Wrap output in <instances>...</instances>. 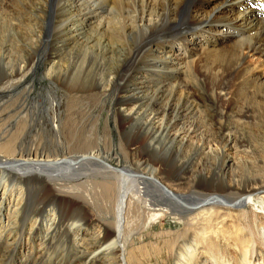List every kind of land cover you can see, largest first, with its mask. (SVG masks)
<instances>
[{
  "label": "bare ground",
  "instance_id": "bare-ground-1",
  "mask_svg": "<svg viewBox=\"0 0 264 264\" xmlns=\"http://www.w3.org/2000/svg\"><path fill=\"white\" fill-rule=\"evenodd\" d=\"M39 1L16 0L21 10ZM5 3L7 0H0V19L5 35L12 40H5V35L0 39V64H4L0 65V93L19 84L13 76L21 71L16 64L8 65L10 51L6 50H21L20 26L9 23ZM45 4L48 10L43 14L49 22L45 34L58 5L65 19L56 31L77 41L81 53L79 60H73L71 78L63 77L71 95L69 110L82 101L88 106L102 98L111 101L117 117L134 123L119 142L129 153L136 150L133 166L147 172L133 173L134 178L147 177L160 185L155 177L162 175L167 181L153 192L156 205L142 210L138 207L144 190L140 179H130L126 169L114 170L116 176L105 171L111 167L100 150L84 146L83 151L70 152L72 142L84 141L82 131L70 125L72 114L62 125L51 103L46 127L38 129L36 109H32V122L26 120L31 111L24 110L22 98L2 102L0 264H106L108 260L110 264H129L122 238L131 200L135 201L131 215L143 216L145 223L152 225L169 215L181 226L164 241L172 262L152 263L161 254L157 244L135 250H149L148 264H264V196L257 191L264 186L227 181L225 171L233 169L236 160H229L223 149L203 136L208 117L198 111L186 87L179 90L178 77L174 76L166 92L162 91L167 84L164 80L149 83L151 90L143 104L137 98L139 86L117 98L137 64L155 57L159 64H146V75L150 72L149 76L162 79L159 76L167 69L190 75L202 64L212 96L223 111L237 103L241 92L240 98L248 105L237 106L239 113L250 109L257 117L264 116L260 104L264 102V0H47ZM18 15L25 18L19 11ZM193 23L198 26L191 29ZM167 32L172 34L170 39H177L178 53L173 54L171 41L167 48L157 43L160 52L156 57L148 47L153 44L150 40ZM49 35L47 45L54 33ZM42 38L36 37V47ZM106 49L112 51L110 57ZM95 50L105 53L95 58ZM55 66L47 70L49 76ZM34 67L30 65V73ZM142 73L140 69L137 79L145 81ZM240 75L243 78L237 82ZM221 115L223 118V112ZM239 117L233 125L239 123ZM65 139L68 142L63 143ZM174 149L183 160L173 157ZM205 162L212 163V170L202 175ZM92 186L100 198H90L88 203L82 189ZM195 188H207L212 194L191 192ZM233 188L238 191L230 194L233 199L224 195ZM192 198L196 201L188 204ZM242 219L244 224H237ZM132 260L144 264L146 259L132 256Z\"/></svg>",
  "mask_w": 264,
  "mask_h": 264
},
{
  "label": "rangeland",
  "instance_id": "rangeland-1",
  "mask_svg": "<svg viewBox=\"0 0 264 264\" xmlns=\"http://www.w3.org/2000/svg\"><path fill=\"white\" fill-rule=\"evenodd\" d=\"M46 2L47 0H40L38 5L26 4V7L23 10H21V6L19 3L16 2V0H7V3H5V7L8 8V11L10 12V15H8L10 16L9 23H19L18 26H20V29L17 33V39L20 44L21 50H6L10 51L7 54V58L11 60L10 64L8 65L10 66L16 64L19 68H21V71H17V74L13 76V79L18 80L19 84L14 88L8 89L5 93H0L4 94L0 95V105L2 104V102L7 103L9 100L12 101V98H22V106L24 110L31 111L28 116L26 115V120H30L32 122V109H36L35 112L37 113L35 115H37V122L35 126L36 128L38 127V129L46 127L44 126L45 119L47 118H45V116L48 113L47 111H49V105H51V103L53 104L54 111H56L57 113V118L59 117V119H62V125L66 123L69 114H72L74 120L70 123V125L75 131H82L84 141L79 142L80 144L72 142L70 144L71 147L69 146L70 152L74 153L78 151H83L82 148H84V146L85 148L90 147L102 151L103 157L107 159L105 162L111 167L110 169L107 167L104 168L105 171L109 170L107 172L113 173L116 176L117 173L114 172V170L126 169L131 173V176L129 175L130 179L134 181H138L140 179L139 182L142 183L140 187L144 190H142L143 197L141 198L138 207H140L142 210H145L150 208L151 205H156V203H154L155 201H152V199H154L153 192L158 190L156 189V187H162L167 180L162 175H157L155 178L160 184L158 185L155 183V181L152 182V180L147 177L134 178L133 173L144 175L143 173L147 172L142 168L135 169V167L133 166L135 161H137L138 157L136 156V150H133L132 153H129L126 151L123 144L119 143L121 136H123L125 133H128L130 131V128L133 127L134 123L122 120L117 117L114 107H112V102L109 100L106 101L103 98L89 106L87 105V102L82 101L80 105L74 107L72 106V109H70L71 111L69 110L71 106V104H69L71 95L68 93L67 84L63 82V77L67 76L68 78L66 79L71 78L69 72L73 67V60L74 58L76 60H79L81 53L76 47L78 43L77 41L72 40L67 34H64L63 36L60 35L58 31H56L57 27L60 26L61 22L65 19V17L62 16V12L59 10V8H57L58 5L54 7V12L52 13V17L49 20L51 22L49 28L51 32H49V30L47 32L46 30L45 34V27H47L49 24L46 18H44L43 14L48 10L45 4ZM18 11L21 12V14L24 15L25 18L20 19ZM3 24L4 23H2L0 19V39L6 33L4 32ZM196 26L198 25L193 23L191 24L190 28L193 29ZM49 33H52V35L54 33V36L52 37L53 39L51 43L47 45L45 37H47ZM168 34V32L165 34L159 33L157 37L151 38L150 41L153 40V44L149 45L148 47H150V49L153 51L154 56L158 57L160 52L157 47V43H161L164 47L167 48L170 46V41L174 43L172 47L174 49L173 51L175 52L173 54L175 55L176 53H178L177 39H170L169 36H171L172 34ZM40 36H44V38H42L41 40L42 43L40 42V45L36 47V37ZM4 39H7L8 42L12 40L9 35L8 37L7 35H5ZM80 39H82V37ZM155 39L157 41H155ZM106 50L107 56L110 57L112 55V51H110V49ZM166 50L168 51L169 48L165 49V51ZM103 53L101 51L95 50L94 57L96 58L97 54L101 55ZM154 58L150 57L148 61L143 63H141L143 57L140 59L139 63L141 64H137L139 67L137 66V68L132 72V74L130 73V80L124 86L122 93H119L117 95V98L123 97V93L125 95H129L135 87L139 86L140 89L139 93L137 94V98L139 103L143 104L146 95L151 90V85L149 83L153 81L161 82L162 80H164V82L167 84L164 85L162 91L166 92L167 89L171 86L169 83L175 79L174 76L178 77L175 80L179 79V90H183L186 87L187 90L193 95V100L198 106V111L200 113L202 112V115L208 117L207 122L205 121L206 123H208V125L205 127V129L202 128L204 132L203 136L206 137L207 140L213 141L214 144L218 145V147L223 149L225 151V154L229 156V160H231L232 162L236 160L235 165H233L234 168H227L225 171V177L227 178V181L229 183L230 181L237 182L239 185L243 186H264V116L259 115L257 117L256 114L253 113V111L250 109H246L242 113H239L240 110L237 106H239L241 103H243L242 106L245 104V99L240 98L241 92L239 93L237 103L233 102L229 105V108L227 107L228 109L225 108V110L223 111V109L221 108V103H219L218 100H215L212 96L211 84L206 78V76H204L203 74L202 64L198 65L194 72L190 75L184 71L183 73H181V75L180 73L175 74L169 72L168 69L166 70L164 75L159 76L161 78L163 77L162 79H159L158 77L153 75L149 76L150 72H148V74L146 75V72L144 70L147 68L146 64H159ZM142 64H145L146 67ZM30 65L35 66L32 69L33 71L31 73ZM54 65H56L54 71L49 76L47 74V70L50 66ZM140 69L144 71V73L141 74L142 77H147V79H144L145 81L137 79V77H139L137 73ZM242 76L243 75H240L237 78V82L241 81V79L243 78ZM165 94L166 93H164L163 95ZM260 104L264 106V102H261ZM246 105L248 104L246 103L244 107ZM157 108L158 106L156 107V109ZM221 110L224 114L223 118L221 115ZM180 115L184 116L185 114L181 112ZM238 115L241 116V118ZM237 116L240 119L239 123L235 122L236 124L234 123L235 125H233L232 122L233 120H235L234 118H238ZM53 131L55 132L56 130L54 129ZM91 135H96L97 138L93 139V136L90 137ZM226 137H230L232 140L230 139V141H227ZM65 142L68 141L65 139L63 143ZM118 145H120V147H118ZM175 150L176 149H174V151ZM177 154L178 153L175 151L173 157H176V159L179 158L178 160H183V155L178 154L177 156ZM233 158H235V160H233ZM211 164L212 163L210 162L208 164H204V167L201 169L200 173L202 175L208 174L210 170H212ZM221 185L222 183L220 184V186ZM92 187L93 189H90L89 187H84V189H82L83 192L81 191L84 195V198L87 199L88 203L90 198H100V196L97 194L99 191L95 190L94 186ZM257 191H262V196H264V188ZM91 192H93V195H91ZM191 192L200 193L203 195L212 194V192L209 191L207 188H195ZM225 192V196H229L231 199H233L234 196L230 194L236 193L238 191L236 188H233ZM194 199L195 198H192V200L189 199L188 204L195 202L196 200ZM134 204L135 201L133 200L129 202L128 210L123 225L124 234L122 240L125 244V250L129 255L128 257H130L129 264H135L132 260V256L137 257L139 260L142 258V261L146 259L144 261V264L147 262L148 257L150 256L149 250H142L138 251L137 253H135V250L139 247L148 244H157L161 250V254L159 256H156L152 260V263L155 262V260L156 262H167V260L169 262L171 258H169L168 255L166 256L167 253L164 247V241L167 240L172 233L179 230L181 226L178 224L175 218L170 217L169 215H164L160 217L152 225L147 224L145 223L146 221L143 216H141L142 218H140L131 215L132 211L134 210V208H132ZM175 205L179 206V203L177 202ZM225 207L229 208L230 206L226 205ZM258 216L260 218V214ZM238 223L244 224L243 219L241 221H238L237 224ZM170 231L172 232L169 233ZM236 256L239 257L238 254ZM109 261L111 260H108L106 264H110Z\"/></svg>",
  "mask_w": 264,
  "mask_h": 264
}]
</instances>
